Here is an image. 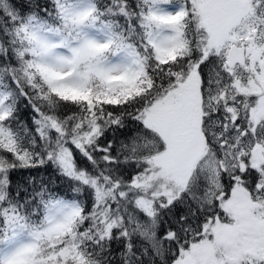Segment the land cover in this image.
<instances>
[{
    "label": "snow or ice",
    "instance_id": "6c2138e0",
    "mask_svg": "<svg viewBox=\"0 0 264 264\" xmlns=\"http://www.w3.org/2000/svg\"><path fill=\"white\" fill-rule=\"evenodd\" d=\"M0 264H264V0H0Z\"/></svg>",
    "mask_w": 264,
    "mask_h": 264
}]
</instances>
